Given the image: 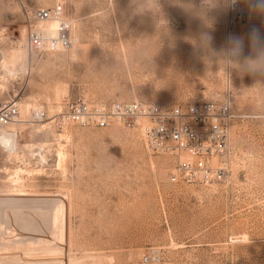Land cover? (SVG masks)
I'll return each instance as SVG.
<instances>
[{
	"label": "rangeland",
	"instance_id": "374dc122",
	"mask_svg": "<svg viewBox=\"0 0 264 264\" xmlns=\"http://www.w3.org/2000/svg\"><path fill=\"white\" fill-rule=\"evenodd\" d=\"M55 2L0 0V103L19 101L22 120L15 125L18 157L0 142V197L23 188L22 209L59 205L48 236L60 230L50 248L33 250L12 249L0 237V264H264V80L232 72L238 117L231 169L207 185L171 183L176 159L152 153L137 131L118 124L62 129L50 119L79 96L169 106L223 99L225 1L66 0L76 54L74 47L31 53L27 13ZM40 25L56 35L55 21ZM256 28L264 34V26ZM249 32L240 25L233 33L245 38V54ZM205 37L208 48L201 46ZM41 107L48 119L28 118L30 108ZM50 121L49 132L39 131ZM55 133H68L69 140ZM60 145L65 172L56 165ZM31 153L38 163H27ZM18 163L46 171L21 175V187L9 172Z\"/></svg>",
	"mask_w": 264,
	"mask_h": 264
},
{
	"label": "built area",
	"instance_id": "2783aa9c",
	"mask_svg": "<svg viewBox=\"0 0 264 264\" xmlns=\"http://www.w3.org/2000/svg\"><path fill=\"white\" fill-rule=\"evenodd\" d=\"M224 1L227 6L226 39L240 25H246L249 30L264 26V15L256 16L251 12L246 0ZM69 15L66 0H56L52 7L28 12L27 20L31 26L25 42L27 49L39 54L49 50H71L77 37L75 23ZM52 21L58 23L54 37H50L40 25ZM232 72L223 69L226 87L223 99L169 106L140 100L99 103L79 96L66 101L50 119L58 128L118 124L126 130L137 131L152 153L176 159L168 176L171 183L207 185L225 179L231 169L230 135L232 124L238 117L231 99ZM19 114L16 101L0 103V129L14 122ZM30 118L41 122L48 119L49 114L41 107L31 110ZM30 162L38 163L39 156L29 155L27 163Z\"/></svg>",
	"mask_w": 264,
	"mask_h": 264
},
{
	"label": "bare ground",
	"instance_id": "6f19581e",
	"mask_svg": "<svg viewBox=\"0 0 264 264\" xmlns=\"http://www.w3.org/2000/svg\"><path fill=\"white\" fill-rule=\"evenodd\" d=\"M57 27H58V23H57ZM75 35H76V33H75ZM77 43H78V38H77V42H76V44L74 46H76ZM72 50H73V53L75 55L76 54V48L74 47ZM12 59H13V62H17V61L21 62V58H18L17 56H12ZM13 66H15L14 63H13ZM22 68H24V65H23ZM13 101H16V100H13ZM16 102H17V104L19 106L20 114H21L20 102L19 101H16ZM33 109L35 110L37 108H30L28 110V112H29L28 113V118H30V112ZM20 114H19V116L17 117V119L14 122H11V123L7 124L5 127H2L0 129V142L3 145L4 148L8 149L9 156H13V157L14 156L18 157L17 144H16V141H15V136H16V132H17V129H16L17 126H15V125H19L18 123L22 122V120L20 118L21 117ZM50 123H52V122L50 121L47 124L41 125L40 126L41 130H39V131L42 132V131L46 130L47 128H50V125H51ZM47 131H48V129H47ZM50 131H52V130H50ZM51 133H53L52 135L54 136V132H51ZM55 134H57V133H55ZM67 134L66 133H60V134L58 133L57 136L59 138H66V140H69L68 139L69 135L67 136ZM30 146L32 147L33 145H31V144L27 145L26 148H30ZM44 146H45V144L42 147H44ZM28 150L29 149H27V151ZM27 153H29V152H27ZM31 156L33 157L34 154L31 153ZM42 157H43V159H45L46 156L42 155ZM66 159H67L66 151H65L64 147L62 145H60V147L58 149V152H57V155H56V160H57L56 165L58 166L59 170L61 169V171H63V172H65V170H66V168H65ZM23 163H24V161H23ZM9 170H11V171H9ZM9 170H7V171H9L10 174L12 173V176L10 177L12 183L17 184V185L19 184L21 187H22V177H21V175L25 176V175H30L31 173L42 175L46 171V169L35 168V167L32 168V169H27L26 167H23L21 165L14 166L13 169L10 168ZM18 191H19V193L17 192L18 194H12L15 197H0V237H4L7 240V243L9 244V246L11 245L10 248H12V249L17 248L20 245L27 246V248H32V250H33V248H37V247H40V246L48 247L50 245V243H51V239L60 237L58 235V231L60 232V230H57V231L55 230L56 232L53 234L54 235L53 238H50L48 236V233L50 232L49 231L50 227H53L57 223L56 222L57 221V211H58L59 205L58 206L57 205H52L50 207L48 206V207H45V209L44 208H38V209H36V211H32V210L29 211V210L22 209L21 208L22 206L20 204L23 201L28 200V198L25 199V198H22L20 196H26L28 194L23 193V191H24L23 188L18 190ZM7 195H9V194H7ZM33 196H35V195H33ZM59 202H60V200H59ZM24 204H25V202H24ZM60 207H61V205H60ZM59 211H60V209H59ZM57 227L60 228V226H57ZM2 240H3V238H2ZM53 246H55V245H53ZM49 248H50V246H49ZM34 250H37V249H34ZM33 262L34 261H32L31 263H33ZM46 262H48V260H46ZM50 263H44L43 261H40V262L37 261L36 264H50ZM56 263H57V261L55 262V264ZM93 263L91 261L90 264H93ZM97 263H99V262L97 261ZM53 264H54V262H53ZM79 264H81V263H79Z\"/></svg>",
	"mask_w": 264,
	"mask_h": 264
},
{
	"label": "clouds",
	"instance_id": "9594fccd",
	"mask_svg": "<svg viewBox=\"0 0 264 264\" xmlns=\"http://www.w3.org/2000/svg\"><path fill=\"white\" fill-rule=\"evenodd\" d=\"M236 3V0H230ZM251 12L264 15V0H246ZM211 43L210 37H205L202 42L203 48H208ZM245 38L242 36H229L226 47L219 54L220 65L226 70L236 71L241 76L250 75L264 80V34L257 28H252L247 36L248 53L245 54ZM215 55V53H213Z\"/></svg>",
	"mask_w": 264,
	"mask_h": 264
}]
</instances>
